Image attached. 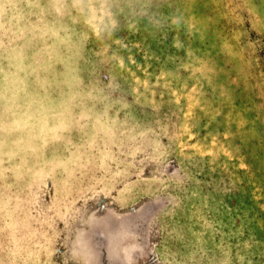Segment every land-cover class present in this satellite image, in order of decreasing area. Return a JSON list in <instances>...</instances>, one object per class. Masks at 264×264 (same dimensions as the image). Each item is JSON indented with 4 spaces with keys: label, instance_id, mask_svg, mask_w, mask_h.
<instances>
[{
    "label": "rangeland",
    "instance_id": "rangeland-1",
    "mask_svg": "<svg viewBox=\"0 0 264 264\" xmlns=\"http://www.w3.org/2000/svg\"><path fill=\"white\" fill-rule=\"evenodd\" d=\"M0 264H264V0H0Z\"/></svg>",
    "mask_w": 264,
    "mask_h": 264
}]
</instances>
